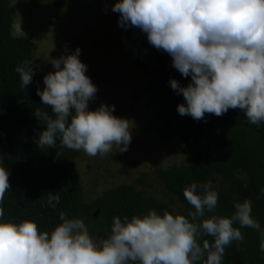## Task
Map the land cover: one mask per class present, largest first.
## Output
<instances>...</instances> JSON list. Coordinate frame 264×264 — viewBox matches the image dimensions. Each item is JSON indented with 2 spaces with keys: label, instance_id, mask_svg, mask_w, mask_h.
I'll use <instances>...</instances> for the list:
<instances>
[{
  "label": "clouds",
  "instance_id": "9594fccd",
  "mask_svg": "<svg viewBox=\"0 0 264 264\" xmlns=\"http://www.w3.org/2000/svg\"><path fill=\"white\" fill-rule=\"evenodd\" d=\"M112 10L120 14L121 26L141 29L154 48L172 57L182 76H191L186 87L170 81L186 101L177 106L181 116L199 121L205 113L220 117L240 109L251 124L264 122V0H118ZM21 24V19L12 24L13 37L25 34ZM80 51L50 59L55 71L44 76L45 87L37 94L55 118L35 111L46 121L37 145L56 147L59 135L63 146L90 157L106 156L114 146L125 152L132 139L129 121L114 116V106L88 109L97 88L85 74ZM32 63L15 69L21 87L32 82ZM9 188V172L0 164V204ZM183 196L195 209L187 217L155 210L131 220L116 216L111 234L102 239L93 238L82 219L63 212L62 223L50 233L40 231L34 220L0 222V264H197L205 255L204 264H221L226 247L243 242L242 228L261 229L248 199L236 203L230 217L211 215L198 222L218 205L210 181L190 184ZM59 201L58 194H50L47 203L55 208ZM207 236L214 241L202 239Z\"/></svg>",
  "mask_w": 264,
  "mask_h": 264
},
{
  "label": "trees",
  "instance_id": "16d2710c",
  "mask_svg": "<svg viewBox=\"0 0 264 264\" xmlns=\"http://www.w3.org/2000/svg\"><path fill=\"white\" fill-rule=\"evenodd\" d=\"M106 1L111 9L118 2ZM56 5L61 6L62 0H57ZM114 14L120 19L118 12ZM12 17L13 9L0 0V164L8 170L10 183L0 204L4 209L0 222L34 220L40 231L50 233L62 223L59 216L63 212L66 218L82 219L90 235L102 239L111 234L116 216L122 221L125 216L131 220L155 210L161 216L167 211L187 217L195 209L184 198L183 190L192 183L210 181L218 192V205L198 222L211 215L230 217L235 204L248 199L252 202V215L261 225L259 231L242 228L243 242L234 241L226 247L221 264H264V252L260 250L264 232V122L251 124L240 109H229L220 117L205 113L199 121L190 115L181 116L177 106L186 101L172 89L170 81L186 87L192 82L191 76H182L173 67L172 57L154 48L141 29L128 26L130 41L138 46L135 64L146 71V109L155 120L149 128H154L165 142L177 137L188 155L184 163L169 167L156 164L152 172L140 171L134 184L120 185L86 203L74 159L90 156L63 146L59 135L56 147L37 145L46 130V121L38 119L35 111L55 117L51 106L42 104L37 94V89L43 91V83L39 75L41 64L32 58L34 43L13 37ZM30 60L33 79L24 88L15 69ZM155 183L161 188L162 197L147 191ZM50 194L60 197L55 208L47 203ZM202 239L214 241L211 236ZM202 239L198 242L202 243ZM204 261L206 255L197 264Z\"/></svg>",
  "mask_w": 264,
  "mask_h": 264
},
{
  "label": "rangeland",
  "instance_id": "374dc122",
  "mask_svg": "<svg viewBox=\"0 0 264 264\" xmlns=\"http://www.w3.org/2000/svg\"><path fill=\"white\" fill-rule=\"evenodd\" d=\"M4 1L13 9L12 24L22 21L26 35L16 38L34 43L32 58L41 64L43 89L44 76L55 71L50 59L79 48V59L87 65L85 74L97 88L88 109L95 111L101 104L114 106L113 115L129 121L132 139L127 151L121 153L114 146L112 153L103 157L74 159L86 203L120 185L134 184L140 171L152 172L156 164L169 167L184 163L186 146L177 137L165 142L149 128L155 120L146 109V71L135 64L138 46L130 41L129 27L118 23L106 0H62L61 6L56 5L57 0ZM149 190L162 197L156 183L150 189L148 186Z\"/></svg>",
  "mask_w": 264,
  "mask_h": 264
},
{
  "label": "water",
  "instance_id": "95a60500",
  "mask_svg": "<svg viewBox=\"0 0 264 264\" xmlns=\"http://www.w3.org/2000/svg\"><path fill=\"white\" fill-rule=\"evenodd\" d=\"M97 213H98V212L96 211V212L94 213V216H96V215H97Z\"/></svg>",
  "mask_w": 264,
  "mask_h": 264
}]
</instances>
